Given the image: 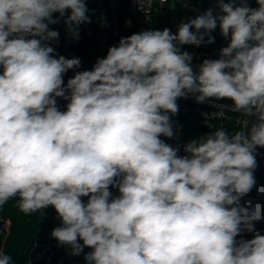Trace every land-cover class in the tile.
<instances>
[{"label":"clouds","instance_id":"9594fccd","mask_svg":"<svg viewBox=\"0 0 264 264\" xmlns=\"http://www.w3.org/2000/svg\"><path fill=\"white\" fill-rule=\"evenodd\" d=\"M255 2L220 0L219 15L209 9L176 34L121 38L65 88L62 74L80 61L54 58L42 41L57 37L47 25L66 11L78 37L84 0H0V206L18 198L26 215L54 207L62 226L51 235L73 254L91 248L89 264H264L254 228L264 205L240 203L264 148V0ZM217 26L228 46L194 71L178 45H199ZM189 94L230 100L254 117L247 133L219 128L178 155L160 137L173 135L169 113ZM242 231L253 238L237 240ZM11 261L0 249V264Z\"/></svg>","mask_w":264,"mask_h":264},{"label":"built area","instance_id":"2783aa9c","mask_svg":"<svg viewBox=\"0 0 264 264\" xmlns=\"http://www.w3.org/2000/svg\"><path fill=\"white\" fill-rule=\"evenodd\" d=\"M223 2L229 3L231 0ZM247 2L252 8L258 7L255 0ZM84 3L88 9L86 15L89 20L73 25L79 33L78 37L72 36L68 24L65 23L70 14L66 11L63 17L59 13H53L52 19L57 20V23L47 25L48 31L58 33L57 37L42 41L53 48L50 55L54 58L63 56L65 59L80 61L78 67L68 69L62 74V87L65 88L67 81L77 72L91 71L99 59L106 58L108 49L118 46L121 38L141 31H162L165 28L176 34L182 23L205 14L209 9H212L214 16L220 14V0H84ZM239 4L240 0H236V5ZM209 36L214 38L212 43H208ZM229 42L230 39L224 37L217 26L204 37L201 44H185L178 47L181 52H188L192 57L191 64L195 71L205 59H220L222 48L227 47ZM195 95L177 98L178 111L175 114L169 113L173 135L160 137L169 146L179 149L178 155L185 154L184 147L191 141L206 138L219 128H223L229 135L235 131L247 133L245 125L248 123L250 126L254 117L246 116L242 111H234L230 100L212 98L198 102ZM56 101L60 110H66L67 100L56 97ZM255 158L256 185L250 193L241 198L242 206L245 201H251L253 206L257 203L264 205V193L257 191L260 186H264V148L257 147ZM110 192L113 196L119 195L116 187L110 186ZM82 199L87 201V197ZM32 214L35 218L37 238L26 251V264H81L78 259L92 251L91 248L84 247L79 254H73L71 245H61L51 235L55 228L62 226V220L54 207L48 206ZM254 228L264 235V219L254 222ZM9 231L10 220L0 213V249L5 250ZM253 236L254 232L242 231L236 239L247 240ZM78 242L83 245L79 238Z\"/></svg>","mask_w":264,"mask_h":264},{"label":"trees","instance_id":"16d2710c","mask_svg":"<svg viewBox=\"0 0 264 264\" xmlns=\"http://www.w3.org/2000/svg\"><path fill=\"white\" fill-rule=\"evenodd\" d=\"M12 198L0 206V213L10 220V231L5 254L12 258L11 264H26V251L37 238L36 223L33 214L26 215Z\"/></svg>","mask_w":264,"mask_h":264},{"label":"rangeland","instance_id":"374dc122","mask_svg":"<svg viewBox=\"0 0 264 264\" xmlns=\"http://www.w3.org/2000/svg\"><path fill=\"white\" fill-rule=\"evenodd\" d=\"M78 261H80L81 264H89V262L85 259V256L79 258Z\"/></svg>","mask_w":264,"mask_h":264}]
</instances>
